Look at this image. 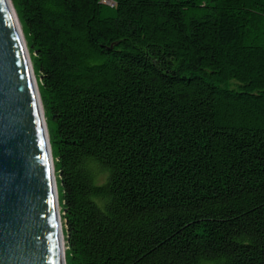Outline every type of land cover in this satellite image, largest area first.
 <instances>
[{
    "label": "trees",
    "instance_id": "trees-1",
    "mask_svg": "<svg viewBox=\"0 0 264 264\" xmlns=\"http://www.w3.org/2000/svg\"><path fill=\"white\" fill-rule=\"evenodd\" d=\"M11 0L66 264H264V0Z\"/></svg>",
    "mask_w": 264,
    "mask_h": 264
},
{
    "label": "water",
    "instance_id": "water-1",
    "mask_svg": "<svg viewBox=\"0 0 264 264\" xmlns=\"http://www.w3.org/2000/svg\"><path fill=\"white\" fill-rule=\"evenodd\" d=\"M11 0H0V264H66L40 94Z\"/></svg>",
    "mask_w": 264,
    "mask_h": 264
},
{
    "label": "rangeland",
    "instance_id": "rangeland-1",
    "mask_svg": "<svg viewBox=\"0 0 264 264\" xmlns=\"http://www.w3.org/2000/svg\"><path fill=\"white\" fill-rule=\"evenodd\" d=\"M19 22V21H18ZM19 25H20V23H19ZM21 27V26H20ZM34 76H35V74H34ZM35 79H36V77H35ZM37 84V83H36ZM55 173V172H54ZM60 206V205H59ZM59 211H60V209H59ZM60 217H61V212H60ZM61 228H62V232H63V220L61 219ZM63 237H64V233H63ZM64 245H65V240H64ZM65 249V248H64Z\"/></svg>",
    "mask_w": 264,
    "mask_h": 264
},
{
    "label": "bare ground",
    "instance_id": "bare-ground-1",
    "mask_svg": "<svg viewBox=\"0 0 264 264\" xmlns=\"http://www.w3.org/2000/svg\"><path fill=\"white\" fill-rule=\"evenodd\" d=\"M58 208H59V204H58ZM60 224H61V222H60ZM63 233V232H62ZM62 241H63V250H64V248H65V245H64V237L62 236Z\"/></svg>",
    "mask_w": 264,
    "mask_h": 264
},
{
    "label": "built area",
    "instance_id": "built-area-1",
    "mask_svg": "<svg viewBox=\"0 0 264 264\" xmlns=\"http://www.w3.org/2000/svg\"><path fill=\"white\" fill-rule=\"evenodd\" d=\"M104 1H106V2H110L109 0H104Z\"/></svg>",
    "mask_w": 264,
    "mask_h": 264
}]
</instances>
